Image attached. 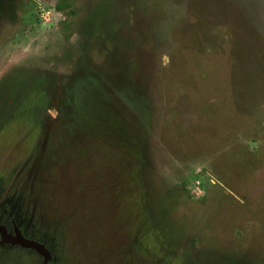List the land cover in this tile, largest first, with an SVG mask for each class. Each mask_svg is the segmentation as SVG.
Masks as SVG:
<instances>
[{"label": "rangeland", "instance_id": "1", "mask_svg": "<svg viewBox=\"0 0 264 264\" xmlns=\"http://www.w3.org/2000/svg\"><path fill=\"white\" fill-rule=\"evenodd\" d=\"M0 228V264H264V0H0Z\"/></svg>", "mask_w": 264, "mask_h": 264}, {"label": "water", "instance_id": "2", "mask_svg": "<svg viewBox=\"0 0 264 264\" xmlns=\"http://www.w3.org/2000/svg\"><path fill=\"white\" fill-rule=\"evenodd\" d=\"M0 231H3L2 228H0ZM6 240H7V241H10V242H18V243L23 244L24 246H27V247H34V248H36V249H38V250H40V251H42V252H45L42 246H39V245L34 244V243H32V242L25 241V240H23V239H21V238L12 239V238H9V237H8V238H6Z\"/></svg>", "mask_w": 264, "mask_h": 264}]
</instances>
